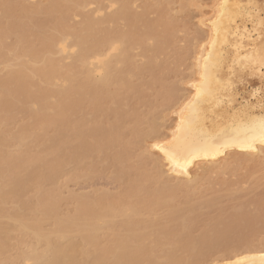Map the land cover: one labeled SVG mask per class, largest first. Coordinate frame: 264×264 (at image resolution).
<instances>
[{
    "label": "bare ground",
    "instance_id": "obj_1",
    "mask_svg": "<svg viewBox=\"0 0 264 264\" xmlns=\"http://www.w3.org/2000/svg\"><path fill=\"white\" fill-rule=\"evenodd\" d=\"M108 1L109 5L99 4L94 12L86 13L85 9L91 5L90 0H48L46 5H30L25 0H0V70L4 72L0 75V264H207L213 259L215 239L224 242L215 245L223 250V256L221 259L214 258L213 264H264V238H260L264 235L263 224L259 230L253 229L251 224L244 225L248 230L245 231V227L238 229L230 222H223L219 224L220 228L209 226L213 231L216 229V234L212 230L210 232L208 227L209 232L205 230V234L197 238L191 236L192 224L196 221L186 220L192 213L200 211L193 201L192 192L207 177L230 170L234 164L242 162L264 166V145L259 143L255 145L256 151L233 146L222 149L214 158L196 153L207 133L219 132L230 125L229 107H239L236 101L249 100L254 94L258 99L263 89L261 86L251 87L250 84L241 90L237 88L234 76L236 70L240 69L233 65L235 57L231 50L225 54L224 63L217 69L215 78L221 85L231 82L227 95L233 97V103L228 105L225 102L223 92H218L214 98H206L200 104V119L190 117L185 112L186 121L191 122L177 132L181 109L193 100L196 86L202 84L204 58L210 52L213 60L215 58L216 50L211 48L210 41L218 17L217 5L221 0L215 4L210 18L200 19V26L207 30V34L204 40L202 36L198 37L203 41L195 54L196 78L189 83L193 89L191 95L178 98L175 94L168 97L162 93V99H166L162 105L166 106L162 108L163 115L165 111L169 112L168 109H173L177 116L168 133H163V125L157 123L163 117L162 113V116L155 114L158 118L154 115L153 119L144 117L149 118L145 122L148 123L146 130V126L144 129L142 127L144 121H140L142 118L137 114H134V120L142 122L141 125L138 121L141 127L136 125L137 120L133 124L137 127L133 130L132 127H124L128 115L124 108L128 105V97L121 98L123 93L140 92L138 86H133L132 79L138 75L141 77L144 72L151 75V88L160 85L162 78L165 79L166 67L163 63L158 64L159 57L166 54L170 46V39L163 34L165 31L159 30L161 23L163 26V19L157 22L158 27L157 23L154 26L147 21L146 28L148 24L154 27L142 32L137 25L145 21V16L133 15L128 1ZM248 2L229 0L233 5ZM255 2L258 3L257 0ZM116 6L120 8L117 10ZM114 8L116 12L106 13ZM80 15L84 17L83 23L73 26L70 21ZM140 18L142 20L138 21ZM121 21L126 22L127 29L117 30L119 28L115 27L113 30ZM223 25L228 26L227 20L223 21ZM237 25L241 31L245 27H253L245 19H238ZM10 37L14 38L12 46L6 44ZM147 41L155 44L149 45L152 44L150 42L147 47ZM136 48H143L142 51L146 53L149 51L148 55L153 53L149 57L143 53L145 65H136ZM262 71L264 68L256 64L254 72H241L252 79H260L264 84L260 75ZM150 84L147 85L150 87ZM212 87L215 89L218 86L213 82ZM171 88V91H166L169 95L176 90V87ZM16 112L28 114L31 120L14 134L8 128ZM250 115L258 119L264 113L253 105ZM99 118L102 119L99 121ZM123 127L127 131L132 130L131 133L128 131L132 135L131 141L126 142L131 135L123 133ZM32 128L44 134L32 133ZM49 128L55 129L54 138H46L45 132ZM41 140L44 143H40ZM11 141L17 149L14 152L8 151ZM37 145L39 150L35 148ZM160 147L174 154L182 170H172ZM136 148L146 149L139 155L140 162L144 160L148 166H144L145 170L135 169L130 163L131 153ZM148 150L158 154L159 158L147 157ZM109 153L114 157L112 163L111 158L107 159L110 160L107 164L114 163L120 179L125 183L128 181L123 197L107 195L109 197L91 199L93 197L89 195L90 198L75 195L74 199L71 198L76 202L74 213L60 217L61 199L57 196L60 193L54 185L64 169L70 165L76 166L74 168L79 176L78 169L86 172L85 168L89 170L92 166L87 171L90 176L95 167L91 161L97 159L100 162V158L101 162L106 161ZM103 156L106 158L102 159ZM150 163H153L154 174L149 171ZM85 172H81L84 177ZM151 181L158 183L159 187L148 189L151 185L146 184H151ZM49 185L56 192L47 188ZM32 191L36 193L34 197L26 196ZM182 191L192 193V199L188 200L189 195H186L184 204L180 199L182 204L179 201V204H175L180 196L177 195ZM213 200L212 203L218 205V200ZM211 201L205 205L213 209L214 203L211 204ZM256 201L260 200L256 198ZM159 208H164L163 215L166 214L165 210L167 212V218L161 215L166 220L164 223L160 218L162 224L157 217L156 220L152 218ZM196 216L197 213L190 219L194 220ZM49 222L52 227L48 230L45 224ZM249 231L251 236L246 233ZM175 232H179V236ZM243 233L247 235L243 236ZM14 239L21 246L17 250L19 257L18 252L16 257L22 263L12 261L6 255Z\"/></svg>",
    "mask_w": 264,
    "mask_h": 264
},
{
    "label": "rangeland",
    "instance_id": "obj_2",
    "mask_svg": "<svg viewBox=\"0 0 264 264\" xmlns=\"http://www.w3.org/2000/svg\"><path fill=\"white\" fill-rule=\"evenodd\" d=\"M25 1L27 2V4H30V5H39V4L40 5H46L48 2V0H25ZM97 1L96 0H90L91 5L87 9H85V12L86 13L87 12H90V13L94 12L95 9L98 8L99 4L100 5L102 4L104 6L109 5L108 0H99L100 3ZM117 1H121V0H117ZM124 1H125V3L128 1L129 8L131 7L130 9H132V11H130V12L132 14L134 13L133 15H136L139 17L142 16V18L145 16V21L142 20L141 18L137 19L138 21L142 20L141 23L140 22L139 23L143 26L146 24L147 21L150 24H154V23H157L160 19L161 20L163 19V26L161 23V27H159V30L165 31L164 33L163 32L162 33L165 35V37L170 39V41L168 40V42H170L169 43L170 46L168 45L170 48V50L168 48L169 52L167 50L165 52L166 54L159 57L160 60H158V64L161 65L163 63L164 66L166 67V75L164 73L165 76H163V77H165V79L162 78L163 79L162 82H161L162 79L160 80V82H159L160 85L156 84L157 87L155 86L154 88H151L152 86L150 84V81H151V83L153 82L152 79L150 78L151 75L149 73L144 72L141 77H139V75H138V77L136 76L135 78L132 79V83H134L133 86L134 87L138 86L139 89H137V90L140 92L137 93L136 92L137 90H135L134 92H136V93L132 92L134 94H130L131 92L130 93L127 92V93H123V95L121 96V98H127L128 97L127 98L128 105H126V107L124 109L127 112L126 114L130 115V117L128 115H126L127 118H126L125 122H127V123L124 122V124H125L124 127H127V129L132 127L131 129L133 130V128L140 126L138 124L140 121H142V122L144 121L145 125L143 124L142 127L144 129V127L146 126L145 127V130H146V128L148 127L146 124H148V123H145V122H148L149 118H144V117H152L150 119H153L155 114H158L160 116L162 113V115H163V109L162 108L166 107V106H162V105L164 104V100L166 101V99H164V98L162 99V93H163V95H164V93L167 94L168 97L173 96L175 94V95H177L178 98L179 97L185 98V97H188L191 95L193 89H192V87L189 86V83L193 82L195 80V79H193L195 77V74H196L195 73L196 72L195 71L196 70V68H195V54L199 50V45H200L201 41L204 40L203 37H205L207 34L206 27H205L206 31H204V28L200 26V19H202V18L207 19V18L211 17L210 15H212V12L214 11V8H215V4L217 3L218 0H124ZM257 1L259 3V0H257ZM117 4H118V2H117ZM104 6H102L103 9L106 8ZM116 8H117V6H116ZM118 8H120V7H118ZM118 8H117V10H118ZM115 10H116L115 8L110 9V10H107L106 13L107 14L108 13H114L117 11V10L116 11ZM84 14L85 13L83 12L82 15H84ZM0 16H1V13H0ZM84 17H85V15H84ZM84 17H82L81 15L78 17H75L73 20L70 21V23L73 26L78 25V24L80 25L83 23ZM124 22L121 21V22H119L118 25H115V26L113 25L114 26L113 30L115 29V27L119 28L117 30H122V29L126 30L127 24H126V22L124 24ZM146 25H145V27L141 26L142 30H140V28H139L140 26L137 25L138 30L145 32L146 29L148 30L149 28L156 26L155 24H154V26L153 25L150 26L148 24V26L146 28ZM158 26H160V25L158 24L157 27ZM143 28H145V29H143ZM202 28H203V30H202ZM153 29L155 30L156 28H153ZM157 30H158V28H157ZM201 32L203 34L200 35ZM199 36H202L201 38L203 40L199 39L198 38ZM6 42H7L6 43L7 45L12 46V45H14V38L10 37L9 39H7ZM150 42L152 43V41H147V47L149 45L155 44V43L149 44ZM36 44H39L38 41H36ZM151 47L153 48V46H151ZM139 48H141V47H139ZM139 48L138 49L136 48L137 50L134 49L135 50L134 55L137 56V57H135L137 63H136L135 59H134V62L136 63V65L141 66V65H145L144 64L146 61L145 58L149 57V55H151L153 53L151 52V54L148 55L149 51L146 53V52L142 51L143 48L140 50H139ZM143 53L147 54V56L145 58L142 56ZM142 57H143V59H142ZM68 63H69V61H68ZM70 63H71V61H70ZM1 68L2 67H0V69ZM3 74H4V72L2 70H0V75H3ZM234 81L236 82L237 88L239 90H241L243 88V86L249 87L248 84H250L251 87L261 86L264 89V84L260 79H258V78L252 79L248 76L247 73H243L238 69L235 72ZM147 84L148 85L150 84V87ZM171 87H174V88L176 87V90L174 92H172L173 94L170 93L172 95H169L168 93H166V91L168 92L169 89L171 91V89H172ZM174 88H173V90H174ZM166 104H167V102H166ZM108 105L110 106V104H108ZM108 105H106V107H109ZM167 109L168 108H166L165 110H167ZM87 111L89 112V109ZM167 111H169V112L165 111L163 117H160L158 122H157V123L160 122L161 125H163V129H162V126L159 124L160 129H162V132L164 131L163 133H165V132L168 133L169 130L171 129V127H173V125L175 124V121L177 119V116H175V113H173V111L171 112L169 109ZM134 114L139 115L140 118H142L143 120L140 119V121H139V120L135 119V120H137V121H135L134 118H136V117ZM152 115H154V116H152ZM158 115L155 117L158 118L159 117ZM139 116H137V117H139ZM101 119L102 118H99L98 120L100 121ZM30 120H31V117L28 114L16 112L15 119L9 125L8 129L11 133H14V134L18 133L19 130L23 126L30 123ZM132 121H133V123H132ZM134 121H135L137 126L133 125ZM142 122H140L141 125H142ZM32 129H31V132L33 131L32 133H34V132L39 133V134L43 133L39 129H36V128L33 130ZM127 129L124 128L123 133H126V134L128 133L129 134L128 136H130L131 135L130 133L132 130L131 131L128 130L130 132L129 133L127 131ZM124 130H126L127 132ZM45 133L47 135L46 138H48V137L54 138L55 137L54 134L56 132H55L54 128H49L47 130V132H45ZM43 134H41V135H43ZM128 136L125 135L126 138ZM130 138H132V135L130 137H128L127 141L125 138L124 139L126 142H128V140H130V141L132 140ZM12 142L13 141L10 142L11 145L8 148L9 152H12V151L14 152L15 150H17L16 147L13 146ZM42 142H43V140L40 141V143H42ZM40 143H39V145H40ZM41 145H43V144H41ZM35 148H36V150L37 149L39 150L38 145ZM35 148H32V149L34 150ZM116 150L117 149H115V151ZM145 150L136 148L134 151H132V153H131L132 159H130L132 162H130V163L134 166L135 169L139 170L140 168H144V170H145V167H144L146 165L144 163L145 161L142 160L140 162V160H139L140 153L145 151ZM148 151H149V152H147L148 156L146 155L147 157H150L152 159L159 158L158 154H156L155 152H152L150 150H148ZM113 152L114 151H111L110 153L114 154ZM110 153H109V155L108 154L106 155L107 158L105 156H103L104 158L102 157V159L106 158V161L103 160V162H101V158H100V162H97L96 161L97 159L91 161V163L94 162L93 165L95 167L92 168V170H94V172L93 173L91 172L90 176L87 173V171H89L92 166H90L89 170L87 168H85L86 172L83 170L81 171V169L77 168L78 172H80V173H78L79 176H77V170L74 168L76 166L70 165L64 169L63 174L60 175L59 180H57V182H56L57 184L54 185L56 187V189L55 188L54 189L55 190L58 189V191L60 193L59 194L57 191V193L60 195V196L59 195H57V196L59 199H61V200H59L60 201L59 210L61 213L60 217H64V215L67 216V214H70V213L73 214L74 213V211L76 209V202H75V200L73 201L71 198L75 197V195H77L76 197H78L79 195L80 196H82V195L88 196L89 195L90 197H93L91 199H100L102 196L109 197L107 195H110L111 197L117 196L116 198L123 197L122 195H124L125 189L127 188L126 186L128 184V181L125 183L124 180L120 179V177L118 176L119 171H118L117 167L113 166L114 163H113V165L107 164V162L110 161V160L107 161V159L111 158L112 161L110 163L113 162L112 158L114 156L112 157L110 155ZM89 163H90V161H89ZM243 163H245V164H243ZM250 164L251 163H247V162H242L241 164H234L230 170H226L224 172L216 173V174L210 176L209 178L207 177V179L203 180V182L199 183V185L197 184L198 186L196 185L197 187H196L195 191L193 190L194 191V192H192L193 194L190 192L185 194V192H183V191H182V193L180 192L178 194V192H177V194H178V195L176 194L177 197L179 195L180 196L178 197V200L176 198L177 202H175V204H179L178 201L180 202V200H182L183 204H184L185 203L184 199L187 198L186 195L190 196L192 194L194 203L197 206H199L200 211L192 213V215L197 213V216L194 218V220H191L193 217L190 213L189 214L191 216H189V215L188 216L191 219L186 217L187 222L196 221L195 223L193 222L194 224L190 223V225L192 224V227H193V228H191V229H193V231L191 230L192 231L191 232L192 237H197V238L200 237L199 235L205 234L203 232L205 230H206L205 232H207V229H209L210 227L216 228L217 226H219V228H220L219 224L222 225L223 222H225V224L231 223L234 226H236L238 229L245 227L246 228L245 231H248L246 226L250 225V224L252 225L253 229H255V230L256 229L259 230V228H261L262 224L264 225V223H262L264 220V200H263L264 199V181H263L264 180V166H259V165L257 166V164H255V166H254V164H251V165ZM152 165H153V163L151 164V170H149V171H151V173L154 174L153 173L154 170L152 172ZM146 171L148 172V169ZM81 172H85L86 176L84 177L83 173H81ZM252 173H253V175H252ZM81 175L83 177H81ZM252 179L253 180L255 179L254 182H252L253 181ZM255 182H256V184H255ZM252 184H253V186H252ZM52 185H49V187H47V188H49V189L51 188V190L53 191L54 189H53ZM146 185H148V186L151 185L150 188L147 186L148 189H150V190H155L157 187H159L158 183H156V182L153 183L152 181H151V184L148 183ZM234 185H236V186H234ZM231 187H233V188H231ZM27 194L28 195H26V196L31 198V197H34V195L36 193L32 191V192H29ZM251 194L252 195H255V194L258 195L259 194V195L258 196L255 195L252 197ZM72 195H74V196H72ZM260 195L263 198L262 197L260 198ZM189 196H188V198H189L188 200L192 199V197L191 196L189 197ZM28 197H26V198H28ZM250 197L253 199H251ZM102 198H104V197H102ZM217 198L218 199L221 198V199L218 200ZM256 198L258 201L260 200L261 202L260 201L257 202ZM211 200H213V201L218 200L217 201L218 205H216L217 203L215 204L214 202H213L214 203L213 204ZM247 200H248V202H247ZM185 201H187V199H185ZM210 201H211V204H213V209H211L212 207H210V208L207 207L208 206L207 204H206L207 206L205 205L206 202L210 203ZM181 202H180V204H182ZM244 202H246V203H244ZM191 203L193 204L192 201H191ZM251 203H252V205H251ZM254 203H257V204L254 205ZM195 204H193V205H195ZM203 204L205 207L201 206ZM193 205L191 207H194ZM214 205L216 208H214ZM259 205H260V207H259ZM200 206L202 207V209L200 208ZM194 208H196V207H194ZM163 210H164V208L162 210H161V208L157 209L156 210L157 213L155 212V215L152 214L150 217H152L154 215L152 218L155 219L157 217L156 218L157 221L158 222L161 221L160 223L162 224L163 219L161 218V215H162V217L164 216L167 218V212L165 210L166 214L164 213L165 215H163ZM260 213H261V215H263V216H261V218H260ZM184 214L186 215L188 213H184ZM146 216H148V215H146ZM160 218L162 220H160ZM180 220H182V218ZM248 220L250 221V223H248L249 222ZM163 221L165 223L166 220H163ZM50 222H49V224H45L46 225L45 229H48V230H49V228L51 229L52 226H51ZM52 224H53V222H52ZM166 224H167V222H166ZM168 225H167V228L169 227ZM244 225H246V226H244ZM252 227H251V229H252ZM219 228H217V230ZM209 230H210V232H211V230L213 231V229H211V228ZM215 231H216V229H215ZM215 231H213V232L215 233ZM175 233H176L175 235L179 236V232L178 233L175 232ZM246 233L248 235H250L251 231L246 232ZM215 234H214V237H217ZM247 234H244L243 236H246ZM238 235L242 236V234H238ZM214 237H213V239H214ZM260 238H264V235ZM147 243H149V242H147ZM213 243H214L213 259L217 258V257H219L217 259H221V256H223V254H222L223 250L220 249V246L218 247V245L217 246H215V245L220 244V243L222 244L224 242L223 241L221 242L220 239H215ZM19 247H21V246H19L15 240L11 244V247H10L11 249H9V252L6 253V255L8 254V256L11 259H13L12 261H16V260L19 262L21 261V260L17 259L19 257V252L17 251L19 249ZM20 249L24 250V249H26V246H24V249H22V248H20ZM17 252H18V257H16ZM14 257H15V259H14ZM213 259H212V261H213ZM214 260H216V259H214ZM212 261L209 260V262L207 264H213ZM15 263H17V262H15ZM20 263H22V262H20Z\"/></svg>",
    "mask_w": 264,
    "mask_h": 264
},
{
    "label": "snow or ice",
    "instance_id": "obj_3",
    "mask_svg": "<svg viewBox=\"0 0 264 264\" xmlns=\"http://www.w3.org/2000/svg\"><path fill=\"white\" fill-rule=\"evenodd\" d=\"M217 12L218 17L214 22L215 31L210 41L211 48L216 50V55L214 60L212 52L204 58L202 84L196 86L193 100L181 109L179 113L180 127L177 128V132L182 131L185 125L191 122L190 120L186 121L185 112H188L190 117L200 119V104L206 98H214L218 92H223L225 93V102L228 105L233 103V97L227 95L231 88V82L221 85V82L215 78V73L223 65L225 54L229 50L235 57L233 59L234 67H238L241 71L254 72L256 64L264 68V0H259V3L249 0L247 4L235 5L230 4L229 0H221L217 5ZM238 19H245L253 27L251 29L245 27L241 31L240 26L237 25ZM225 20H227L228 26L223 25ZM209 60L212 62L209 63ZM260 75L264 80V71ZM213 82L218 86L215 89L212 87ZM236 103L239 104V107H229L230 125L219 132L207 133L200 147L196 149L197 154L203 153L214 158L220 154L222 149L228 147L235 146L247 151H256L257 143L264 145V115L258 119L250 115L253 105L258 106L264 113V89L260 90L258 99L254 94L249 100L236 101ZM174 139L177 138L174 136ZM160 151L164 152L172 170L176 168L182 170V166L177 163L172 152L165 151L162 147H160Z\"/></svg>",
    "mask_w": 264,
    "mask_h": 264
}]
</instances>
